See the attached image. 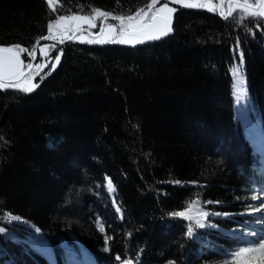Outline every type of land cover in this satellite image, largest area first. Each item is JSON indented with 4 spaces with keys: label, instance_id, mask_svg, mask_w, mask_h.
<instances>
[{
    "label": "trees",
    "instance_id": "16d2710c",
    "mask_svg": "<svg viewBox=\"0 0 264 264\" xmlns=\"http://www.w3.org/2000/svg\"><path fill=\"white\" fill-rule=\"evenodd\" d=\"M55 1L0 0V46L32 50L56 17L151 2ZM173 7L151 44L41 42L62 49L55 71L30 94L0 90V217L20 218L0 219V264H237L240 229L262 218L248 204L264 193V23ZM196 201L193 214L219 213L204 228L172 215Z\"/></svg>",
    "mask_w": 264,
    "mask_h": 264
},
{
    "label": "snow or ice",
    "instance_id": "6c2138e0",
    "mask_svg": "<svg viewBox=\"0 0 264 264\" xmlns=\"http://www.w3.org/2000/svg\"><path fill=\"white\" fill-rule=\"evenodd\" d=\"M159 0H151L146 8H141L135 12L134 15L116 16L111 13L93 9L90 15H70L59 16L55 22L48 25V35L42 37L44 40H54L63 44L65 40L77 39L81 43L85 42L83 33L87 31L88 36H92L90 29L97 25L95 21L102 18L104 26L100 28L98 37L87 40L88 43H114V44H143L146 41L160 40L168 36L172 32V20L174 13L177 11L175 7H170L169 4H179L183 8H204L208 11L217 12L223 19L227 20L230 17L235 22L243 23L245 19L251 18V24L259 27L264 23V0H219L218 3H212V0H164V3L157 7ZM49 7L55 11L53 0H47ZM236 13L234 16L233 14ZM118 21V25L107 23L108 19ZM88 25V29H84L83 25ZM117 28L119 30H117ZM77 33H80L77 36ZM56 45H49L46 47H38L42 54L40 63H35L37 48L29 50L21 46H0V90L14 89L24 93H32L37 87L38 83H34L36 76L40 74V70L47 67L51 63L49 72L55 71L56 66L60 63V58L63 55L62 49L58 52L55 58L48 56V49L55 48ZM27 53L30 62L25 63L21 59V55ZM240 65L232 69V74L235 78V93L238 99H243L247 96V81L243 75V54H239ZM43 77L41 76V80ZM106 190L109 194L116 191L111 178L106 177ZM175 183L179 184L180 181ZM252 200L257 197L253 195ZM115 202V201H113ZM196 201L194 205H190L187 211L172 213L173 216L182 218L187 221H193L195 226L200 228L205 227L203 222L209 215H219V213H209L206 211H196L194 209L199 205ZM207 203H212L208 201ZM260 211V207L253 209ZM117 212L120 208L117 206ZM122 218V217H121ZM0 219L11 222L13 220L19 221V217H14L11 214L0 217ZM213 227V225H209ZM4 229L0 228V232ZM99 231L104 232V226H99ZM187 235L193 236V224L188 225ZM109 237L105 236L107 243ZM107 251V249H105ZM119 259V257H117ZM237 264H264V244L258 248H244L236 253ZM127 264H131L128 261Z\"/></svg>",
    "mask_w": 264,
    "mask_h": 264
},
{
    "label": "rangeland",
    "instance_id": "374dc122",
    "mask_svg": "<svg viewBox=\"0 0 264 264\" xmlns=\"http://www.w3.org/2000/svg\"><path fill=\"white\" fill-rule=\"evenodd\" d=\"M253 1H255V0H252V2ZM163 3H164V1L161 2L159 5H157V7H159ZM212 3L216 4L215 2H212ZM55 4H56V1L53 0V6H55ZM169 6L173 7L171 3L169 4ZM78 35H79V33H78ZM84 38H85V40L86 39L89 40L88 39L89 37H87L85 35H84ZM49 43H52V42H49ZM48 44H41L38 47H46V46L50 45V44L49 45ZM49 51H50V49H48V53H49ZM40 55L42 57V54L38 50L37 59ZM234 96H235V98H237V95H235V91H234ZM256 197H257L256 200H253V202H250L248 204V206H250L248 210L251 212L252 215L262 217V218L259 219L260 221H257V222L254 221V222H252V225L247 224V225L243 226L242 229H240L242 231H248L249 232L248 234L246 233L243 235L247 238H250V240L247 243L248 245H246L245 247H239V249H238L239 251L241 249H244V248H258V247H260L261 244H264V193H263V191L258 190ZM256 207H260L261 210L260 211H254L253 209ZM250 232H252V233H250ZM256 264H260V262L257 261Z\"/></svg>",
    "mask_w": 264,
    "mask_h": 264
},
{
    "label": "flooded vegetation",
    "instance_id": "af4514ba",
    "mask_svg": "<svg viewBox=\"0 0 264 264\" xmlns=\"http://www.w3.org/2000/svg\"><path fill=\"white\" fill-rule=\"evenodd\" d=\"M212 2H215V3H218L219 2V0H212ZM173 5V4H172ZM174 6V5H173ZM109 21H115V20H112L111 18H109L108 19V21H107V23H109ZM95 23H96V27L95 28H92V29H90V31L92 32V34H97L96 36H91V38H96V37H98V35H99V32H100V28L101 27H103L104 26V21H103V19L101 18V19H97L96 21H95ZM114 25V24H113ZM84 29H88V25H83L82 26ZM79 35H80V33H79ZM78 35V33H77V36H79ZM83 35H85V36H88V33L87 32H84L83 33ZM90 37V36H89Z\"/></svg>",
    "mask_w": 264,
    "mask_h": 264
},
{
    "label": "water",
    "instance_id": "95a60500",
    "mask_svg": "<svg viewBox=\"0 0 264 264\" xmlns=\"http://www.w3.org/2000/svg\"><path fill=\"white\" fill-rule=\"evenodd\" d=\"M164 0H159V3L157 4V5H159L161 2H163ZM172 4V3H171ZM173 5H175V6H180L179 4H173ZM57 18V17H56ZM56 18L54 19V20H52L50 23H53V22H55V20H56ZM49 23V24H50ZM85 32H87V31H85ZM171 34V33H170ZM169 34V35H170ZM97 34H93V36H96ZM168 35V36H169ZM168 36H166V37H168ZM166 37H163L162 39H160V40H163V39H165ZM160 40H155V41H146L145 43H143V44H151V43H154V42H157V41H160ZM66 41V40H65ZM68 41V40H67ZM41 42H52V43H56V44H60V43H58L57 41H54V40H44V39H39L36 43H35V45L33 46V48H37V52H36V57H35V61H34V64H35V62H36V59H37V56H38V46L40 45V43ZM138 45H140V44H137V46ZM32 48V49H33ZM22 59V58H21Z\"/></svg>",
    "mask_w": 264,
    "mask_h": 264
},
{
    "label": "bare ground",
    "instance_id": "6f19581e",
    "mask_svg": "<svg viewBox=\"0 0 264 264\" xmlns=\"http://www.w3.org/2000/svg\"><path fill=\"white\" fill-rule=\"evenodd\" d=\"M251 131V130H250Z\"/></svg>",
    "mask_w": 264,
    "mask_h": 264
}]
</instances>
